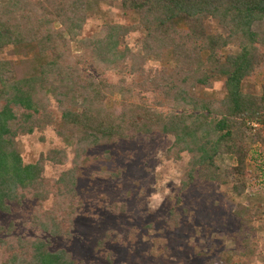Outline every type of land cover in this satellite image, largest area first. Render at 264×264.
<instances>
[{"label": "trees", "instance_id": "16d2710c", "mask_svg": "<svg viewBox=\"0 0 264 264\" xmlns=\"http://www.w3.org/2000/svg\"><path fill=\"white\" fill-rule=\"evenodd\" d=\"M91 1L0 2V213L9 214L12 204L34 203L22 233L0 226V264H75L69 252L54 250L51 240L73 236L82 209L75 188L81 169L95 160L86 156L93 148L137 135L170 137L168 155L189 157L181 181L185 189L195 177L220 181L217 155L235 159L231 170L240 174L252 145L264 147L259 133L246 142L245 127L247 120L264 122V87L260 96L242 89L246 78L264 69L262 41L252 31L264 20V0H119L132 22L104 23L99 34L87 36ZM208 21L226 35L207 33ZM136 32L142 35L139 53L122 43ZM233 43L236 51L224 54ZM6 51L14 59L6 58ZM150 65L161 68L152 71ZM111 73L119 77L116 82L109 81ZM131 76L135 79L127 82ZM217 81L225 91L220 100L195 96V89ZM46 129L65 147L25 164L18 138ZM67 148L70 167L46 177L47 164L68 163ZM96 175L118 174L103 168ZM242 189L235 188V195ZM119 211L124 210L118 206ZM235 211L247 224L262 214L240 205ZM178 224L172 211L169 231ZM253 253L248 248L246 257Z\"/></svg>", "mask_w": 264, "mask_h": 264}, {"label": "rangeland", "instance_id": "374dc122", "mask_svg": "<svg viewBox=\"0 0 264 264\" xmlns=\"http://www.w3.org/2000/svg\"><path fill=\"white\" fill-rule=\"evenodd\" d=\"M87 9V36L99 34L104 23L132 22L122 13L119 0H93ZM204 29L210 34L226 35L225 29L213 21L206 22ZM252 31L261 39L258 48L264 52V20L255 22ZM141 38L138 32L130 33L122 43L139 53ZM73 49L76 50L75 45ZM235 51L233 43L223 53ZM4 56L14 59L10 51ZM160 66L149 68L158 71ZM118 78L111 73L109 81L116 82ZM133 79L134 76L127 77V82ZM262 87L264 69H259L244 80L242 89L260 96ZM194 93L199 98L220 100L225 94L223 81L213 83L211 88L195 89ZM146 98L152 102V95ZM112 101L106 100L107 108L112 107ZM53 114L58 120V113L53 110ZM254 124L261 127L255 129ZM245 127L247 143L253 142L258 133L264 138V122L247 120ZM17 142L25 164L36 162L49 149L65 147L51 129L19 137ZM171 144L172 138L165 135H137L89 150L86 156L95 160L86 163L77 180L75 191L82 209L74 222L73 236L70 240L52 239L53 249L69 252L75 264H264L263 145H252L242 173L231 170L235 159L219 154L214 161L220 181L195 177L184 189L181 181L189 157L169 156ZM66 151L68 163L63 167L47 164L46 177L70 167L72 155L69 148ZM103 168L118 174L117 178L97 176ZM235 188H243L239 196L235 195ZM33 204H12L9 214L0 213V226L6 229L12 225L14 232L22 233ZM239 205L258 209L262 214L253 223H244L235 215ZM118 206L124 211L115 213ZM172 211L179 224L169 231ZM248 248L254 250L251 259L246 257Z\"/></svg>", "mask_w": 264, "mask_h": 264}, {"label": "built area", "instance_id": "2783aa9c", "mask_svg": "<svg viewBox=\"0 0 264 264\" xmlns=\"http://www.w3.org/2000/svg\"><path fill=\"white\" fill-rule=\"evenodd\" d=\"M253 127L256 129L257 127H261L258 124H254Z\"/></svg>", "mask_w": 264, "mask_h": 264}]
</instances>
